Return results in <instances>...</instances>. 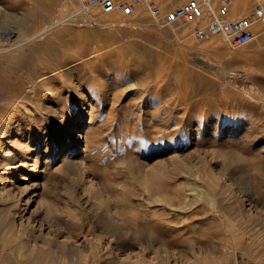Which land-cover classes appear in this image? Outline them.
Listing matches in <instances>:
<instances>
[{"label": "rangeland", "instance_id": "rangeland-1", "mask_svg": "<svg viewBox=\"0 0 264 264\" xmlns=\"http://www.w3.org/2000/svg\"><path fill=\"white\" fill-rule=\"evenodd\" d=\"M77 6V0H0V16L12 13L13 19L11 25L0 23V116L14 96L11 86L19 74H36L43 70L59 74L60 78L68 73L93 74L95 81L93 78L89 81L97 86L101 84L97 82L103 83L108 67L118 72L126 61L138 65L148 61V71L155 78L143 87L131 72L123 71L120 75H109V83L99 92L92 88L82 90L88 107L83 115L84 126L78 129L79 135L90 134L97 138L93 144L99 149L91 153L90 149L95 148L87 147L82 138V149L89 150L78 153L88 167L83 182L89 185L94 196L93 212L96 215L79 216L104 221L109 215L101 214L107 208L118 214L110 218L115 224L119 223L118 217L128 218L124 229L130 232L139 215L124 214L141 208L146 187L159 192L165 202L177 206L183 195L176 194L189 188L190 169L203 171L210 165L213 168L214 160L234 167L241 176L260 181L264 191V108L243 92L252 86L263 89L264 93V33L243 47H232L227 40L217 45L216 40L221 38L197 41L188 33L190 26H160L147 12L139 14L133 20L135 22L120 21L123 17L116 12L103 14L95 24L85 22L83 16L68 19ZM25 12L29 14L28 23L18 26L19 16ZM63 13L67 16L65 20L54 26L62 16L65 17ZM15 27H19L18 33L11 34L10 30ZM19 67L22 70L17 72ZM160 68L163 72L159 76ZM179 81L182 85L177 89L174 85ZM178 95L184 97L182 104L171 108ZM169 96L170 101L174 100L166 104L165 98ZM185 110L187 112L183 113ZM190 118H195V122L192 123ZM205 119L207 126L199 128V123ZM174 120L180 122L176 124ZM22 122L20 131L13 133L10 142L14 147H23L24 152L17 150L11 153L13 158H7L8 150L2 160L4 151L0 147V181L6 179L2 176L7 173L9 177L13 176L6 181L5 189L0 187V220L6 216H15L17 220L21 215L27 217L26 201L30 195L40 197L43 205L57 203L61 207L62 202L50 200L59 198L63 203H70L67 198L70 196L69 184L82 185V180L77 178H62V150L56 148L52 155L55 158L51 160L49 154L53 143H48L47 137L41 144L28 143L25 119ZM219 122L223 124L220 126ZM238 123L244 124L243 127L238 129ZM250 123L256 124L255 127H250ZM192 128H197L200 135L185 146L184 140ZM67 130L71 133L72 127L68 126ZM171 131L177 132L171 134ZM157 135L161 139L156 138ZM27 145L36 146V151L27 153ZM31 157L32 161L39 160L37 173L27 171V168L22 171L21 164ZM45 160L50 161L51 166H46ZM37 179V186L30 185ZM106 187L109 192L104 190ZM228 201L230 204L224 200L220 205V212L241 227V233L236 232L231 244L221 241L224 236L221 230V235L214 237L212 242L196 245L199 259L182 255L178 248L168 251L170 254L146 250L147 262L144 264H233L237 257L264 264V216L257 215L259 211H255V215H237L232 199ZM36 202L32 200L31 208ZM246 203V208H252L249 201ZM182 213L162 202L152 203L149 208V215H172V219L176 215L194 214L192 210ZM207 216L205 222L220 220L212 211L205 214ZM195 219L200 229L199 221L203 216ZM3 230L0 226V234ZM138 233L142 231L138 230ZM137 250L138 247L132 253ZM0 264L70 263L58 259L27 262L15 255L10 261L0 258Z\"/></svg>", "mask_w": 264, "mask_h": 264}, {"label": "bare ground", "instance_id": "bare-ground-1", "mask_svg": "<svg viewBox=\"0 0 264 264\" xmlns=\"http://www.w3.org/2000/svg\"><path fill=\"white\" fill-rule=\"evenodd\" d=\"M177 1L178 0H162V3L167 6H173ZM251 3L252 0H234L231 7V14L237 15L248 12L251 10L250 7L254 4L252 3L251 5ZM75 9L77 8L73 10ZM97 13L93 10L91 12L88 11L87 15L95 16L94 14ZM11 14L10 16L1 15L0 23L3 25H11L13 20ZM107 14L109 15L111 13ZM64 15L65 17L62 16L61 19L54 23V26L65 20L67 17L66 13ZM144 17H146V15H144ZM102 18L103 17H101V19ZM28 20V12L21 14L19 16L18 26L26 25ZM120 21H124V19L121 18ZM185 25L190 26V30L193 26L191 24H184L181 26ZM190 30L188 33L191 32ZM18 31L19 27H15L10 30V33L15 34L18 33ZM262 33H264V25L260 23L259 34ZM215 37L216 39L221 38V40H216L217 45H222V41L227 40L224 34L216 35L213 38ZM213 38L203 41L208 42ZM229 45L236 47L230 43ZM225 56H227V54H225ZM125 63L124 67L119 69L118 72H113L111 70L112 67L106 68L104 71L105 77L102 79L103 83L97 82L101 83L96 84L97 86H93L92 84L95 83L93 81H95L94 79L96 78L93 74L74 75L68 73L64 75L63 78H60L61 76L59 74H52L51 71L46 70L39 73L37 72L38 74H33L32 72L26 75L19 74L12 83L11 89L14 96L7 105L6 112L4 113L1 111L4 114L0 116V147L2 151H4L1 159L5 160L4 156L8 150H10V155L17 150L24 152L23 147L12 146L10 140L14 132L20 131L19 129L23 124L22 119H25V131L28 133L25 139L28 140V143L37 142L41 144L44 137H47L48 143H53L50 149L51 154H49L51 160L55 158L54 156L52 158V155L56 148L62 150L60 164V166L62 165V168H60L62 178H77L78 180H82V185L77 187L73 182L69 184L70 187L67 191L70 196L67 198L71 201L70 203H63L59 198L50 200L62 202L61 207L58 206L57 203L43 205L40 202V197L30 195L26 201V208L29 213L27 217L21 215L17 220L15 216H6L1 219L0 226H3L4 230L2 234H0V258L3 259V261H10L12 257L17 255L18 258H24L27 262L58 259L59 261L70 264H144L147 262L146 250L170 254L168 251L170 252L177 248L179 249L178 252L182 253V255L186 254L187 256L188 254V258L196 259V257L198 258V254L195 252L196 245L212 242L214 237L221 235V230H223L224 233V236L221 237V241L226 245L231 244V240L234 239L236 232L241 233V227L239 225V227L236 226V222L234 223L228 220L230 218L221 214L219 207L223 204L224 200L230 204L228 200L230 198L232 199L234 208L238 211L237 215H255V211H259L257 215L264 216V191L261 188L262 185L260 181L256 182L253 178H248L244 175L241 176L235 172L234 167H228L225 162L218 160H214L213 168L210 165L206 166L203 171L200 169H190L188 174L189 188L184 190L181 194L180 192L176 194V196L178 195L179 197L183 195L178 201L180 202L179 205H175L176 207L170 202H165L164 197L158 195L159 192H153L149 186L146 187L144 190L146 197L140 205L141 208L137 212L131 211L129 214H124L139 215V220L136 222L135 228L131 229L132 231L130 232L124 229L128 224V218L124 216L118 217L119 223L115 224L111 222L110 218L118 214L113 213L107 208L106 211L101 214L109 215V218L104 221H97L89 216H79L96 215L93 212V207L95 205L94 196L90 192L89 185L83 182L84 174L88 167L85 159L78 154L82 153L84 149L88 152L89 150L85 147L82 149L80 142L83 138L86 140L85 144L87 147L95 148L90 149L91 153L99 149L98 146L94 147L93 144L97 142V138L91 137L90 134H84V136L79 135L78 129L84 126L83 122L85 121V117L83 115L88 107L82 90L92 88L94 91L99 92L104 89V84L109 83L108 79L111 77L109 75H112V73L120 75L123 71L131 72L133 77L140 81L139 85L141 87L144 86L143 84L147 85L155 78L148 71L150 67L148 61L140 65L134 61H126ZM20 70H22L21 67L17 69V72ZM162 72L163 68H160L158 75L160 76ZM91 78H93V81H89ZM181 85L182 83L179 81L174 86L180 89ZM174 86L171 87V90H173ZM262 90L261 88L257 90L251 86V88L243 89V92L246 95L248 94L247 96H249V99L258 103L259 107L264 108V93ZM77 92L79 95H77ZM174 99V104L170 106L171 108H177V106L181 105L184 97L178 95L177 98ZM170 100V96L166 97L165 101L168 102L166 104L173 101ZM180 101L181 103L179 104ZM69 109H72V112H69ZM186 112L185 110L183 113ZM76 113H78V116H76ZM195 120V118H190L192 123H194ZM174 122L178 124L180 120H174ZM206 124H208V122L205 119L199 123V128H204ZM218 124L221 126L223 122H219ZM238 124L236 125L238 129L244 125H242V123ZM249 125L250 127H255L256 124L250 123ZM11 126L12 128H9ZM68 126L72 127L71 133H68ZM231 126L232 124L230 127ZM250 127L246 126V128H249L248 131H250ZM197 128H192L191 132L184 140L185 146H188L192 142V138L200 135ZM175 132L171 131L170 133L175 134ZM215 135L217 136L218 132H216ZM156 138L161 139V136L157 135ZM76 150L78 151L75 152ZM32 151H36V146L27 145L26 152L31 154ZM10 155L7 158H13V155ZM32 160L31 157L21 164L22 171H25L27 168V171L30 170L33 173H37L39 170V160ZM45 164L46 166H51L50 161L45 160ZM30 165L32 167H29ZM2 177H6V179L0 181V187L5 189L6 181L11 180L13 176L9 177L7 173ZM38 180L39 179L33 181L30 185L37 186ZM104 190L109 192L108 188ZM33 199L37 200V202L36 205L31 208ZM246 201H249L252 208H246ZM161 202L163 204L168 203L172 208L179 209L183 212L182 214H185L188 210H192L194 214L179 215V217L176 215L173 219L171 217L172 215L163 217L159 215H149L151 204ZM203 203H205V205ZM98 210H100V208L95 211L97 212ZM209 211H212L215 216H219L220 220H217L218 222L216 223L205 222L204 220L209 218L208 216L205 217V214ZM67 215H73V217ZM200 215L203 216V219L199 221L202 225L199 229L195 218ZM180 222H183V224L177 225V223ZM92 226H97L99 228L93 229ZM138 230H141L142 233H138ZM81 236L84 238L81 239ZM136 247H138V250L133 254L132 251H135Z\"/></svg>", "mask_w": 264, "mask_h": 264}, {"label": "built area", "instance_id": "built-area-1", "mask_svg": "<svg viewBox=\"0 0 264 264\" xmlns=\"http://www.w3.org/2000/svg\"><path fill=\"white\" fill-rule=\"evenodd\" d=\"M79 6L68 19L83 16L85 22L95 24L107 13H119L126 22L133 21L142 12L149 13L160 25L191 24L189 33L196 40H206L224 34L227 41L236 47L253 43L259 36V24L264 25V0H255L251 10L231 14L234 0H184L176 5H166L162 0H77ZM98 11L95 16L88 11ZM134 22V21H133ZM233 264H255L240 260Z\"/></svg>", "mask_w": 264, "mask_h": 264}]
</instances>
